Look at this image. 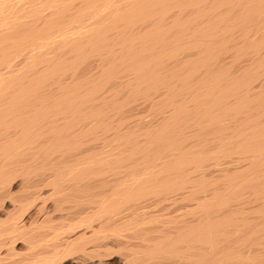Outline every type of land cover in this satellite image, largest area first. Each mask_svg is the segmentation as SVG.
<instances>
[{
    "label": "bare ground",
    "instance_id": "bare-ground-1",
    "mask_svg": "<svg viewBox=\"0 0 264 264\" xmlns=\"http://www.w3.org/2000/svg\"><path fill=\"white\" fill-rule=\"evenodd\" d=\"M0 264H264V0H0Z\"/></svg>",
    "mask_w": 264,
    "mask_h": 264
}]
</instances>
